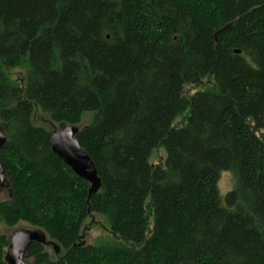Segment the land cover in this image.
Instances as JSON below:
<instances>
[{"label":"trees","instance_id":"1","mask_svg":"<svg viewBox=\"0 0 264 264\" xmlns=\"http://www.w3.org/2000/svg\"><path fill=\"white\" fill-rule=\"evenodd\" d=\"M37 110L78 129L96 194ZM0 129V225L64 251L35 243L33 264H264V0H0ZM94 214L117 241L85 245Z\"/></svg>","mask_w":264,"mask_h":264},{"label":"water","instance_id":"2","mask_svg":"<svg viewBox=\"0 0 264 264\" xmlns=\"http://www.w3.org/2000/svg\"><path fill=\"white\" fill-rule=\"evenodd\" d=\"M78 129L67 127L57 129L54 127L51 133V146L53 152L69 166L75 175L89 183V196L96 194L101 188V181L98 178L96 168L90 157L84 152L76 134ZM6 137L0 129V149L5 145ZM0 186L9 188L7 174L0 163ZM35 243L51 246L57 254L61 253L60 247L48 241L47 235L41 230H27L15 233L10 238V245L7 249L5 260L8 264H27L24 260L28 249Z\"/></svg>","mask_w":264,"mask_h":264},{"label":"rangeland","instance_id":"3","mask_svg":"<svg viewBox=\"0 0 264 264\" xmlns=\"http://www.w3.org/2000/svg\"><path fill=\"white\" fill-rule=\"evenodd\" d=\"M26 71H27L26 68H16L14 70L9 71L8 74L12 80L23 84ZM210 84L211 82L205 79L202 84H199L197 86L186 85L184 89V95H186V97L193 96L196 92L208 89L211 86ZM90 115L91 113H89V115L84 118V122L82 125L87 123V120L89 119ZM35 121L38 125H42L44 126V128L47 127L49 130L53 129L54 127V125L48 120V118L45 117V115L42 114L39 110H37L35 113ZM181 123H182V119L181 121L180 120L177 121V125H180ZM165 159H166L165 152L162 149H158L153 153L151 157V162L152 165L160 164L163 163ZM233 187H235L234 176L232 175L231 172H223L218 187L221 196L224 198L227 193H229L234 189ZM8 193L9 192L7 188L0 186V199L8 198ZM108 227L109 226L106 225V222L103 219V217L96 214L92 215L90 219H87V222L85 224V231H84L85 245L100 246L101 244L112 243L117 241V238H115L112 235ZM0 229L2 233L6 234L9 238H11L15 233L20 231L23 232L27 230H35L33 227L23 222L10 230L8 227L4 225H0ZM47 251L50 253L53 259H56L57 256L50 247L47 248ZM60 254L61 256H63L64 251L62 250ZM24 261L27 264H33V259L25 258Z\"/></svg>","mask_w":264,"mask_h":264}]
</instances>
